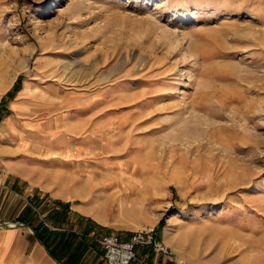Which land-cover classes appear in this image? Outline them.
Wrapping results in <instances>:
<instances>
[{
	"label": "rangeland",
	"instance_id": "1",
	"mask_svg": "<svg viewBox=\"0 0 264 264\" xmlns=\"http://www.w3.org/2000/svg\"><path fill=\"white\" fill-rule=\"evenodd\" d=\"M16 73L97 122V165L128 172L113 205L174 255L264 264V0H0V90Z\"/></svg>",
	"mask_w": 264,
	"mask_h": 264
},
{
	"label": "crops",
	"instance_id": "2",
	"mask_svg": "<svg viewBox=\"0 0 264 264\" xmlns=\"http://www.w3.org/2000/svg\"><path fill=\"white\" fill-rule=\"evenodd\" d=\"M58 84L39 78L19 82L16 73L0 90V250L17 257L28 248L26 264H41L42 256L44 264H105L103 248L96 250L99 233L116 230L126 239L141 228L112 203L120 187L122 192L128 186V172L97 165L94 148L104 133L87 111L63 115ZM32 202L43 216L59 207L48 219L51 228H59V238L53 234L50 242L51 231H32ZM58 244L59 254L53 249ZM129 264L186 263L174 253L139 245Z\"/></svg>",
	"mask_w": 264,
	"mask_h": 264
},
{
	"label": "built area",
	"instance_id": "3",
	"mask_svg": "<svg viewBox=\"0 0 264 264\" xmlns=\"http://www.w3.org/2000/svg\"><path fill=\"white\" fill-rule=\"evenodd\" d=\"M7 225L14 226L15 223L9 221ZM100 243L106 264H129L135 257L136 247L139 245H150L153 249L164 254H173L172 249L159 236L155 225H145L133 230L126 239L121 238L116 233H107L101 236Z\"/></svg>",
	"mask_w": 264,
	"mask_h": 264
},
{
	"label": "trees",
	"instance_id": "4",
	"mask_svg": "<svg viewBox=\"0 0 264 264\" xmlns=\"http://www.w3.org/2000/svg\"><path fill=\"white\" fill-rule=\"evenodd\" d=\"M44 241V240H43ZM52 251V250H51ZM58 260H59V255H55V254H53Z\"/></svg>",
	"mask_w": 264,
	"mask_h": 264
}]
</instances>
